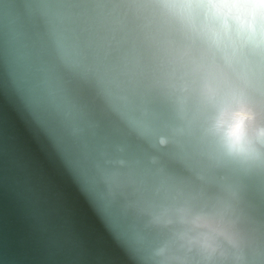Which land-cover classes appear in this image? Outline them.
Returning a JSON list of instances; mask_svg holds the SVG:
<instances>
[{"label": "water", "instance_id": "95a60500", "mask_svg": "<svg viewBox=\"0 0 264 264\" xmlns=\"http://www.w3.org/2000/svg\"><path fill=\"white\" fill-rule=\"evenodd\" d=\"M186 44L148 0H0V264H159L151 214L178 198L231 201L264 264V161L181 119Z\"/></svg>", "mask_w": 264, "mask_h": 264}, {"label": "clouds", "instance_id": "9594fccd", "mask_svg": "<svg viewBox=\"0 0 264 264\" xmlns=\"http://www.w3.org/2000/svg\"><path fill=\"white\" fill-rule=\"evenodd\" d=\"M148 3L187 41L169 84L181 119L194 106L202 134L225 160L242 167L264 161V9L254 7L264 0ZM151 223L170 230L154 252L159 264L244 262L246 238L229 200L178 198L153 212Z\"/></svg>", "mask_w": 264, "mask_h": 264}]
</instances>
